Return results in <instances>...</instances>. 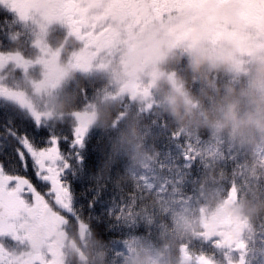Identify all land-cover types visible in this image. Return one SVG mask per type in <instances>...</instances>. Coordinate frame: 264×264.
I'll use <instances>...</instances> for the list:
<instances>
[{
	"label": "trees",
	"instance_id": "trees-1",
	"mask_svg": "<svg viewBox=\"0 0 264 264\" xmlns=\"http://www.w3.org/2000/svg\"><path fill=\"white\" fill-rule=\"evenodd\" d=\"M6 20L5 13H0V53L30 52L33 47L24 36L16 34L17 29L6 28ZM55 49L61 51L62 47ZM186 64L185 57L174 67L190 78ZM105 75V72L96 77L78 74L76 79L56 80L51 90L38 96L37 112L47 116L46 103L70 93L77 97V103L69 114L43 118L42 122L70 135V127H76L75 114H91L93 102L103 106ZM33 78L41 79L39 69L30 77L24 76L20 84L29 87ZM215 80L223 88L228 84L239 86L244 78L237 80L229 73H219ZM82 86L88 88L86 94H81ZM200 87V83H195L193 90L198 91ZM118 106L125 113L135 114L139 121V140L154 158L140 162L132 159V150L124 140V122L93 120L83 149L88 178L69 176L78 213L74 219L69 217L66 227L69 240L77 239L76 229L81 223L86 229V238L83 244L79 243L80 247L84 252L91 251L95 264H128L140 247H152V241L158 244L162 234L174 235L170 230L184 216L198 219L203 226L199 235L190 238V250H187L195 260L211 256L215 264H233L241 255L244 264H264V216L246 224L245 247L240 252L220 247L218 238L208 236L203 222V216L213 213L232 191L236 201L243 197L264 198V159L260 156L264 146L253 152L204 130L179 132L171 121L165 124L161 120L158 107L149 109L142 101L118 100ZM6 126L35 135L30 113L0 98V133ZM6 158L0 155V160ZM27 175L38 182L31 170ZM152 250L155 252L154 247ZM101 251L107 252L106 260L97 255ZM71 254L73 263H78L72 250Z\"/></svg>",
	"mask_w": 264,
	"mask_h": 264
},
{
	"label": "clouds",
	"instance_id": "clouds-1",
	"mask_svg": "<svg viewBox=\"0 0 264 264\" xmlns=\"http://www.w3.org/2000/svg\"><path fill=\"white\" fill-rule=\"evenodd\" d=\"M58 7L63 11V6ZM241 7L232 3L221 9V18L227 17L234 26L232 32L222 33L218 23L207 18L194 24L188 16H178L168 22L150 23L146 31L138 34L135 47H124L118 57L106 56L102 60L101 70L116 86V96L105 97L102 107L93 102L90 112L98 122L125 123L124 140L135 162L154 157L139 140L135 114L123 112L118 97L132 91L138 81L145 85L139 99L149 109L158 107L161 120L165 124L171 121L179 132L204 130L253 152L264 146V39L255 29L239 22L237 13ZM77 8L68 4V14L74 18L79 14ZM185 57L190 78L174 67ZM78 72L71 63L54 65V77L59 81L76 79ZM219 73L244 81L239 86L228 84L221 88L215 80ZM195 83L201 84L198 91L193 90ZM87 91V87H81V94ZM33 102L39 104L38 100ZM76 103L77 97L70 93L49 100L44 111L48 117L67 115ZM231 212L250 225L264 216V198H240L233 203ZM202 227L198 219L181 216L170 230L174 235L162 234L158 244L152 241L155 252L152 247H140L128 264H187L185 252L190 250V238L199 235ZM74 251L84 264H95L91 251L84 252L79 245ZM97 255L107 258L104 251Z\"/></svg>",
	"mask_w": 264,
	"mask_h": 264
},
{
	"label": "rangeland",
	"instance_id": "rangeland-1",
	"mask_svg": "<svg viewBox=\"0 0 264 264\" xmlns=\"http://www.w3.org/2000/svg\"><path fill=\"white\" fill-rule=\"evenodd\" d=\"M253 1H250V4H240L242 7L238 10V19L239 22L255 29L258 37L264 39V4L259 1L252 4ZM232 3V1L225 2L223 0L221 3L219 0H195L192 5L186 8L187 13H181V16H188L194 24H199L201 19L207 18L211 23H218L222 33H229L233 31L234 26L227 17L222 19L220 12L224 5ZM197 12L199 13L198 17L193 19L194 13ZM50 13H39L41 15L39 21L36 20V14L20 13L19 18L24 21L27 27L23 30L25 41L33 48L28 53H0V93L4 94L0 98L10 102L7 97H13L19 103L12 104L27 110L30 114L33 112L39 114L37 112L39 106L33 100H39L38 96L51 90L52 85L58 80L54 77V65L62 62L71 63L79 70L78 74L96 77L99 73H104L100 64L106 56L118 57L122 48L135 47L139 38L138 34L146 31L150 23L163 22L162 18H155L152 14L143 11L126 12L123 16L116 13L121 17L118 20L119 28L115 32H110L107 38L96 41L94 36L91 38L86 35L87 30L73 27L64 30L67 39L63 43L59 37L62 31L53 28V21L56 19L54 14ZM178 14L180 16V13ZM173 19L169 18L165 22ZM28 21L29 23H26ZM11 23L13 24V20ZM56 47H62L61 51L56 50ZM63 53H67V56L64 57ZM38 69L41 79H30V86L23 87L20 83L25 80L24 76L30 77ZM105 76L104 98L109 95L116 96V86L109 83L107 74ZM102 78L104 80V75ZM144 87V83L138 81L132 86V91L120 94L118 100L127 99L130 103H140L139 96ZM40 117L42 119L50 118L42 115ZM74 117L76 127L84 123L87 126V131L94 120L89 113H77ZM148 132L149 130H147ZM262 150L260 156L264 159V149ZM170 164L172 166V162ZM37 185L42 187L38 182ZM234 202H236V195L232 191L228 199L219 203L213 213L203 216L206 233L210 237L218 238L220 247L229 248L224 244V241L229 237L244 244L243 237L247 233V225L245 221L231 212ZM68 220V216H61L59 212L49 209L45 216L27 221L25 228L20 232L19 239L13 237L0 240V249L4 251L5 260L14 261L16 264H24V262L35 264L31 257L39 253L43 256L41 264H74L69 244L70 238L66 231ZM131 244L132 247L133 243ZM134 246L137 247L138 243H134ZM241 250L236 249L235 252ZM194 262L197 264V259H194ZM230 263L232 262L230 261ZM233 264H242L241 255L239 261Z\"/></svg>",
	"mask_w": 264,
	"mask_h": 264
},
{
	"label": "snow or ice",
	"instance_id": "snow-or-ice-1",
	"mask_svg": "<svg viewBox=\"0 0 264 264\" xmlns=\"http://www.w3.org/2000/svg\"><path fill=\"white\" fill-rule=\"evenodd\" d=\"M70 2L74 4V0ZM194 2L195 0H150L155 18H163L165 13L174 10L182 13ZM0 4L23 14L29 0H0ZM198 15V12L194 13L193 19ZM3 95L0 93V96ZM7 98L11 103H19L11 96ZM30 116L35 125L34 136L27 131L20 132L14 126H6L5 131L0 133V155L7 157L0 160V240L13 237L19 239L27 221L45 216L49 209L74 219L78 214L77 203L69 176L80 180L88 178L87 162L83 153L88 137L86 124L70 127L69 135L42 122L39 114L33 112ZM46 127L49 131H42ZM40 137L46 139L41 141ZM62 144L66 147L62 148ZM29 170L44 188L43 191L27 175ZM224 244L230 249L245 247L241 241L231 237ZM241 261L243 264V257ZM0 264L16 262L5 260L4 251L0 249ZM197 264H213V260L206 256L198 257Z\"/></svg>",
	"mask_w": 264,
	"mask_h": 264
},
{
	"label": "flooded vegetation",
	"instance_id": "flooded-vegetation-1",
	"mask_svg": "<svg viewBox=\"0 0 264 264\" xmlns=\"http://www.w3.org/2000/svg\"><path fill=\"white\" fill-rule=\"evenodd\" d=\"M225 2L232 1L233 3L238 4H250V1L252 0H223ZM255 1V0H254ZM252 2L264 4V0H256L257 2ZM221 3L222 0H219ZM73 4L70 2V0H29L28 7L25 12L30 14H36L37 18L36 20H40L39 13L41 12H51L50 14H54L55 21H53L54 25L53 28H57L61 30L60 32V40L63 41V43L66 42V32L64 30L71 29L73 27L87 30L86 35L95 37L96 41H101L108 37L110 32H115L117 30L118 20L125 14L126 12H145L150 13L154 17L153 13V7L150 3V0H74V4L78 6V15L74 18L71 17L68 14L67 5ZM58 6H63V11H61V8ZM188 8V7H187ZM189 12V11H188ZM0 13H5L7 20H6V28H12L17 29L16 34L19 37L25 38V32L24 30L26 27V24L24 21H22L19 16V11H13L10 9L7 5L0 4ZM119 13V14H116ZM181 12H178L176 10L172 11L171 13H165L163 16V22L166 20H169V18H175L178 17ZM182 13H187L186 8L183 10ZM71 17V19H70ZM13 20V24L11 21ZM72 21H76V23H73ZM26 23H29L26 22ZM12 25H16L13 27ZM121 26V25H120ZM19 30V31H18ZM10 32V31H9ZM23 38V39H24ZM20 39V38H19ZM69 225V224H67ZM76 236L78 237V227L76 229ZM75 242L76 245L78 243H81L78 241V239H72L70 240V243ZM83 244V242H82ZM81 245V244H79ZM82 249V246L80 247ZM73 253V252H72ZM75 257L77 259V254H75ZM78 260V259H77ZM78 262V261H77ZM79 264V263H76ZM84 264V263H83Z\"/></svg>",
	"mask_w": 264,
	"mask_h": 264
},
{
	"label": "water",
	"instance_id": "water-1",
	"mask_svg": "<svg viewBox=\"0 0 264 264\" xmlns=\"http://www.w3.org/2000/svg\"><path fill=\"white\" fill-rule=\"evenodd\" d=\"M78 239H79L80 241H84V239H85V228H84L81 224L78 225ZM75 246H76L75 243L72 242V243H71V248H72L73 251H74ZM75 252H76V251H75ZM76 253H77V252H76ZM79 256H80V254L77 253V259H78L79 263H84V262L79 258ZM189 256H191V259H189ZM185 258H186L187 264H193L194 258L192 257V255H189V254L187 253V251L185 252ZM31 260H32V262L35 263V264H41L43 258H42V255H41V254L37 253V254L32 255Z\"/></svg>",
	"mask_w": 264,
	"mask_h": 264
}]
</instances>
